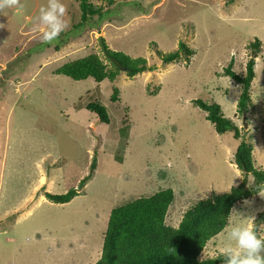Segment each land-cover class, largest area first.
Wrapping results in <instances>:
<instances>
[{"label":"rangeland","instance_id":"374dc122","mask_svg":"<svg viewBox=\"0 0 264 264\" xmlns=\"http://www.w3.org/2000/svg\"><path fill=\"white\" fill-rule=\"evenodd\" d=\"M88 1L102 15L76 26L80 0H62L68 27L48 44L37 20L47 0L0 10V264H93L111 209L160 189L174 192L165 223L176 227L197 200L241 182L233 159L241 138L252 144L254 166L264 168V0ZM100 38L154 70L133 77L121 70L100 82L54 72L90 53L111 67ZM255 40L257 52L249 45ZM180 41L193 53L163 63L157 50H176ZM251 57L250 102L241 114V84L224 69L232 61L243 76ZM195 99L219 103L241 138L217 133ZM90 101L105 106L108 123L85 107ZM72 187L78 195L66 203L45 195ZM260 193L234 203L200 259L230 243L233 226L254 224L264 210ZM258 233L264 238V222Z\"/></svg>","mask_w":264,"mask_h":264},{"label":"trees","instance_id":"16d2710c","mask_svg":"<svg viewBox=\"0 0 264 264\" xmlns=\"http://www.w3.org/2000/svg\"><path fill=\"white\" fill-rule=\"evenodd\" d=\"M112 4L114 0H105ZM81 21L76 26L88 22L94 15H102L98 7H94L88 0H80ZM253 51L259 50L260 42L255 40L249 44ZM60 45H56L59 49ZM107 53L114 56L125 67V73L134 75L154 70L142 56L132 57L122 51H115L106 47ZM163 63L186 59L193 53L184 42H179L178 48L169 52L157 50ZM108 67L96 53L65 62L55 73L64 74L72 79L80 80L89 76L100 82L105 78L115 79L118 67L112 64ZM231 62L224 69V73L241 84V94L237 103V110L241 114L247 112L250 102L249 86L254 77V59L251 57L246 63L245 75L231 70ZM117 88L111 96L116 99ZM194 105L204 110L206 118L214 125L217 133L232 131L233 137L241 138V131L234 121L224 115L217 102H205L195 99ZM85 107L97 114L101 122H109L106 108L97 101L88 102ZM234 162L242 172V180L228 191L211 193L193 203L183 213L176 227L165 223V216L169 205L174 200L171 188L160 189L151 195L139 196L125 203L114 206L109 214L107 227L104 232L100 258L93 264H223L224 258L200 259L199 255L207 241L221 232L228 224L231 208L235 202L257 195L264 189V168H257L253 163L252 144L241 138L233 156ZM95 159L91 161L90 171L78 182L81 188L95 169ZM249 175L253 180L249 181ZM78 188H69L64 193H45L46 197L57 203H66L78 195ZM264 222V210L258 213L253 228L258 233V226Z\"/></svg>","mask_w":264,"mask_h":264},{"label":"clouds","instance_id":"9594fccd","mask_svg":"<svg viewBox=\"0 0 264 264\" xmlns=\"http://www.w3.org/2000/svg\"><path fill=\"white\" fill-rule=\"evenodd\" d=\"M19 0H0V10L16 6ZM65 6L62 0H47V6L41 7L37 20L40 23L41 42L55 41L68 27L64 19ZM264 196V192L260 193ZM229 241L208 259L224 258L223 264H264V238L253 228L252 219L242 226H233L228 233ZM206 258V257H205Z\"/></svg>","mask_w":264,"mask_h":264},{"label":"water","instance_id":"95a60500","mask_svg":"<svg viewBox=\"0 0 264 264\" xmlns=\"http://www.w3.org/2000/svg\"><path fill=\"white\" fill-rule=\"evenodd\" d=\"M100 43L102 45V50L104 55L106 56V58L112 63L114 64L116 67H118L120 70H125V67L118 61L117 58H115L114 56L110 55L109 53H107L106 51V46L103 43V40L100 38Z\"/></svg>","mask_w":264,"mask_h":264}]
</instances>
